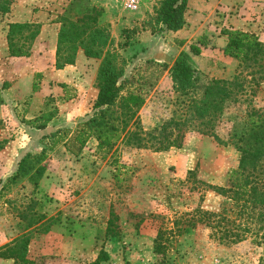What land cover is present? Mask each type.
<instances>
[{"label": "rangeland", "instance_id": "1", "mask_svg": "<svg viewBox=\"0 0 264 264\" xmlns=\"http://www.w3.org/2000/svg\"><path fill=\"white\" fill-rule=\"evenodd\" d=\"M158 3L142 0L130 12L118 0H13L0 14V248L27 236L26 258L33 264H91L100 251L107 259L99 264H264L262 246L250 238L219 243L203 225L178 234L172 224L197 207L235 219L230 205L208 184L230 186L240 154L223 141L246 131L250 113L264 116V66L225 56L223 31L248 32L264 43V0H187L185 24L178 31L158 30ZM91 6L101 10L99 26L114 40L112 49L124 70L123 94L132 91L144 98L136 112L140 135L148 138L164 126L169 140L180 135L179 147L154 151L149 143L138 148L117 141L99 150L90 138L74 153L68 139L93 114L100 61L77 49L74 62L57 69V34L61 15L74 18ZM13 22L39 25L40 42L28 57L8 54L6 34ZM124 36L129 37L126 47ZM182 51L200 93L212 79L232 81L238 91L212 130L192 120L186 98L173 89L169 70ZM48 115L45 128H36ZM57 130L66 131L64 139L49 148L50 141L42 138ZM41 151L45 169L34 186L30 172L17 169L25 155ZM159 231L168 239L164 254L154 252ZM0 264L13 260L0 258Z\"/></svg>", "mask_w": 264, "mask_h": 264}, {"label": "trees", "instance_id": "2", "mask_svg": "<svg viewBox=\"0 0 264 264\" xmlns=\"http://www.w3.org/2000/svg\"><path fill=\"white\" fill-rule=\"evenodd\" d=\"M12 1L0 0V14L9 11ZM186 7L187 0H159L154 10L158 30H180L185 24ZM100 16L101 10L91 6L83 8L79 16L74 15V18L69 14L61 15L59 18L55 67L60 69L66 64H72L77 49L82 50L85 57L100 61L95 77L97 95L92 107L93 114L87 120L78 123L68 139L75 148L74 153L81 152L90 138L97 141L99 150H109L117 141L138 148L147 147L149 143L154 151L166 150L172 146L179 147L180 140L177 138L180 135L169 140V133L164 126L160 127L159 131L155 128L154 132H149L148 138L140 135L136 112L143 105L144 98L132 91L123 94L124 81L122 82L121 78L124 70L119 63V56L112 49L114 40L104 27L99 26ZM154 30L156 29L152 31ZM38 35V24L10 23L6 34L9 56L28 57ZM223 35L226 36V44L222 48L225 56L242 64L264 66V43L255 35L241 30H225ZM124 38L122 47L129 45V37ZM62 50L66 52L65 55H62ZM190 51L194 55L199 54V48L196 46H190ZM169 75L174 91L186 98L187 108L193 116L192 120L199 121L200 125L211 130L214 120L235 101L238 94L232 81L221 79L210 80L200 93L196 85L195 71L189 62L188 54L184 51L175 58ZM39 76L40 74H35V78ZM37 89L38 86L34 82L32 90ZM43 117H45L43 123L36 128L44 129L51 119L50 115ZM187 121L174 122V125H183ZM132 127L135 130H131ZM202 132L222 142L218 135L211 131ZM65 133V130H57L42 139L49 140V148H52L64 139ZM223 143L233 144L240 154L239 164L230 173L229 187L208 184V188L223 197L230 205V210L235 216L234 221H230L222 211H209L197 207L191 213H187L188 217L183 221H180V218L175 219L172 223L173 228L179 234L203 225L210 229V237L219 243L231 244L250 238L253 244L262 246L264 252V116L255 112L250 113L246 131L239 136L231 135L229 141L225 140ZM44 159V151L36 156L25 155L20 160L17 170L20 173L30 172L28 180L36 186L44 173L45 168L41 164ZM189 174L193 175V171H189ZM164 234V231H159L154 239V252L157 254H164V242L168 240L164 238ZM28 242L27 236L15 239L0 248V258L12 259L13 264H33V261L26 258ZM106 259V253L100 251L91 264H99Z\"/></svg>", "mask_w": 264, "mask_h": 264}, {"label": "built area", "instance_id": "3", "mask_svg": "<svg viewBox=\"0 0 264 264\" xmlns=\"http://www.w3.org/2000/svg\"><path fill=\"white\" fill-rule=\"evenodd\" d=\"M130 12H135L139 9L142 0H118Z\"/></svg>", "mask_w": 264, "mask_h": 264}, {"label": "crops", "instance_id": "4", "mask_svg": "<svg viewBox=\"0 0 264 264\" xmlns=\"http://www.w3.org/2000/svg\"><path fill=\"white\" fill-rule=\"evenodd\" d=\"M37 42H40V37H37L36 40L33 42V49H31V50H34Z\"/></svg>", "mask_w": 264, "mask_h": 264}]
</instances>
